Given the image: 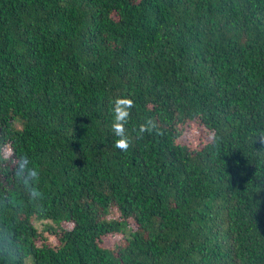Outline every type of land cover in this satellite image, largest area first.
Here are the masks:
<instances>
[{
    "label": "trees",
    "instance_id": "1",
    "mask_svg": "<svg viewBox=\"0 0 264 264\" xmlns=\"http://www.w3.org/2000/svg\"><path fill=\"white\" fill-rule=\"evenodd\" d=\"M2 234L0 264H264V0H0Z\"/></svg>",
    "mask_w": 264,
    "mask_h": 264
},
{
    "label": "clouds",
    "instance_id": "2",
    "mask_svg": "<svg viewBox=\"0 0 264 264\" xmlns=\"http://www.w3.org/2000/svg\"><path fill=\"white\" fill-rule=\"evenodd\" d=\"M135 101L129 97H116L110 104L111 123L110 130L117 138L114 147L127 152L132 143V138L127 131ZM136 138L143 139L145 134L152 135L158 131L155 121L151 118L145 119L135 129ZM27 158L21 157L16 165V174L20 183L27 190V194L33 201L43 199V193L39 189L40 172L34 167H26ZM11 239L7 234L0 235V247L9 245Z\"/></svg>",
    "mask_w": 264,
    "mask_h": 264
},
{
    "label": "rangeland",
    "instance_id": "3",
    "mask_svg": "<svg viewBox=\"0 0 264 264\" xmlns=\"http://www.w3.org/2000/svg\"><path fill=\"white\" fill-rule=\"evenodd\" d=\"M210 137L211 131L195 122L184 130L178 141L187 146H200L202 142L208 140ZM112 211H114L115 215L117 214L116 209H113Z\"/></svg>",
    "mask_w": 264,
    "mask_h": 264
}]
</instances>
